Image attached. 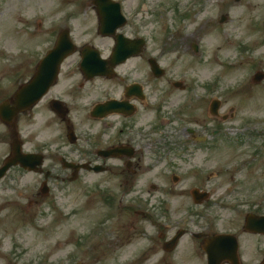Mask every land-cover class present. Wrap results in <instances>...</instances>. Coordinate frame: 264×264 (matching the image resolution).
<instances>
[{
	"label": "rangeland",
	"instance_id": "1",
	"mask_svg": "<svg viewBox=\"0 0 264 264\" xmlns=\"http://www.w3.org/2000/svg\"><path fill=\"white\" fill-rule=\"evenodd\" d=\"M82 1L84 0H0V88L14 85L15 78L22 71L30 73L27 67L28 58L18 61L13 59L18 58L23 51H45L49 40L56 36L64 24L61 15L70 12L76 14L77 18L73 25L78 29L76 33L80 39L98 34V17L94 15L93 7L85 11L80 4ZM188 1L125 0V9L130 18L125 29L126 34L132 37L144 36L148 41L149 54H158L159 50H166L165 54L173 53V58H176L174 77L191 79L188 85L193 82L192 87L199 90L201 84L210 83L215 78H218L214 81L219 85L237 86L257 70H264V0H200L194 15L181 16L180 14L187 12ZM224 14H228L229 19L221 23ZM39 21H42L43 27L39 26ZM111 39H104V44L110 45L113 42ZM172 40H178L176 52L174 51L176 44ZM184 40H188L189 44L184 43ZM193 40H199L204 54L199 56L194 54L190 48ZM164 46L166 49H163ZM141 55L144 58L145 52ZM141 60V57L134 58L129 68L136 67V73L145 75L148 69L147 62L146 59ZM228 61L236 64L226 68L229 66ZM218 68L221 69L222 76L217 77ZM248 74L250 75L247 76ZM73 78H62L61 82L66 83V86L63 88L58 84L53 94H64L78 77ZM106 88L120 92L116 84L96 80L87 90L81 92L80 104L82 105L90 96L100 95ZM165 88L160 80L157 85L151 81L148 87L152 97H158V101L175 107L179 100L183 99L185 92L169 88L165 97L163 93ZM238 92L230 97L222 110H230L231 106H235L237 113L233 121L236 124H242L250 117L263 118L264 81L261 84L250 83L246 89ZM202 105L204 107L200 114L204 118L206 107ZM37 106L34 111L32 110L30 117L27 115L28 118L25 119L24 116L19 121V127L23 133L25 132L27 148L40 147V144L36 143L38 138L50 140L52 144L50 147H54L55 138L66 133L67 127L44 103ZM75 110L77 112V109H74L71 113L75 114ZM139 110L140 114L138 112L137 116L143 127L155 122L153 111L150 109L144 111L142 106ZM190 114L198 122L201 121L197 113L192 114L190 111ZM231 119L230 117L224 122L228 123L232 121ZM7 136V127L0 122V138L5 139ZM239 141V136L232 134L231 138L222 141L218 150L208 158H205L201 149L193 154L188 151L184 153L186 149L182 153L177 150L176 159H162L161 156L160 170L148 167L156 162L153 159L152 163L151 159L146 161L143 169L142 163H139L138 184L140 182L141 185L147 184L150 189V183H166L167 171L174 165L175 168L184 170L189 166L212 167L217 161L222 162L225 168L218 176L208 180L213 198L204 204V208L198 207L197 212L202 216V211L214 212L212 216L216 213L217 217L214 216L216 220L208 221L209 224L215 223L219 226L222 221L223 227L236 228L241 232L245 222L243 213L251 211L253 203L261 202L257 199L264 196V151L260 156H256ZM195 146L191 145L189 149ZM4 149V144H0V156ZM128 154L130 157H127L126 162L130 165L133 161L132 152L129 151ZM127 175L130 174L125 172L110 174L107 169H102L98 173H91L82 182L60 183L59 180H54L49 185L52 194L41 195L37 193L43 181L41 174L12 171L8 178L9 182L17 181L21 186L15 190L6 184V180L0 184V264H80L79 256L81 264H119L124 263L142 248L147 250L142 264H171L170 255L164 252L162 247L158 248L157 231L151 220L140 213H135L141 208L136 205L121 208L115 204L109 206L104 202L108 201L105 199L108 195L114 197L117 191L122 189L118 178ZM199 176L200 178L182 179L177 187H189L191 181L200 183L202 174L199 173ZM147 185L141 192L135 189L132 195L146 193ZM62 188L65 189L61 192ZM261 188L263 189L260 190ZM188 196H190L188 191L171 195L168 203L162 204L161 212L165 209L162 215H167L169 219L181 217L185 211L195 206ZM220 198H225V202L233 205L223 207L220 205L219 209L216 200ZM56 200L65 205L70 212L69 216L59 218L57 211L51 210V203ZM155 206L158 210V205ZM257 208L264 209V204L261 203ZM108 213L110 223L105 222V229L110 235L107 240L101 245H96L94 250L87 254L74 250L76 243L77 247L80 244L79 236L82 245L85 234L92 226L105 221ZM159 213L160 211L154 214ZM35 217L37 223L36 220L33 223L28 220ZM161 221H164V218ZM203 221L207 222L197 216L194 224L200 223V226ZM240 240L248 257H258L257 250L264 244L263 238L244 233L240 234ZM178 250L177 259L180 264H202L196 258L194 243L186 242L184 239Z\"/></svg>",
	"mask_w": 264,
	"mask_h": 264
},
{
	"label": "flooded vegetation",
	"instance_id": "2",
	"mask_svg": "<svg viewBox=\"0 0 264 264\" xmlns=\"http://www.w3.org/2000/svg\"><path fill=\"white\" fill-rule=\"evenodd\" d=\"M104 42V40H101ZM80 53H78L77 58H80ZM153 76V75H152ZM71 77V75H70ZM125 75L118 76L116 75L113 79L108 78H98L100 81L105 82H111L116 79L120 80L119 83H115L118 88L122 86V91L117 94L116 91L106 88L102 90V93L100 95L96 96H90L86 99V101L81 105L82 99H80L81 92L87 90L89 88V85L96 81L93 80L91 82H87V84H80L78 87L74 83H71L70 86L66 89L64 94H53L48 93L45 95L42 99L41 104L50 105V101L53 98H60L65 101L67 106L69 107L70 114L72 110L77 109V112L75 110L74 116H70L71 119H73V127L75 131V135L73 137V141L70 142L68 138H66L65 134H59L55 138V143L53 144L55 146L54 151L51 152L50 149H46L45 155H44V169L43 172H47L50 174H53L55 172H61L63 174L62 178L63 181L71 182V178L73 177L74 173H78V180L81 178H88L91 174L89 165H104L107 168V171H109L110 174L117 173V172H125L129 173L130 175H127L124 178H118L120 186L122 188H125L124 194H129L131 197L135 196L136 194L132 195V192L137 189L138 192H141L144 190L145 185H141L142 182H139V163H142L141 169H143L144 163L146 162V158H149L151 156H154L156 154L155 148L159 146V140H155L153 137L155 135V129L153 124H150L148 127V132L145 133V129L143 125L139 121V117L137 116L139 109H138V103L143 106V101L140 99L138 95H132L130 98H126L125 95ZM84 80V78H83ZM161 80L160 78L146 76L145 79H142L143 82L147 83L148 81H153L155 85L158 84V81ZM133 82V81H132ZM11 89V88H10ZM8 88H4L2 90V94L0 95V98L6 99L10 97L11 91ZM117 96V97H111V96ZM166 97V96H165ZM110 98H117L118 100H125L130 101L133 104L137 106L136 112L132 114L131 116L125 114H116L112 115L115 116L114 118H94L90 115V109L94 104H96L99 101L108 100ZM157 97V101H158ZM155 102V104L157 103ZM84 104H88L87 107H84ZM32 113H23L20 116V120L23 116H25V119L31 116ZM28 115V117H27ZM54 116L57 119H60L55 113ZM110 120V121H109ZM63 122V121H62ZM64 123V122H63ZM204 130L202 136V148L201 151H203V155L205 158H208L210 155L215 153L218 150L219 143L218 142H210L209 141V130L206 124L203 125ZM153 130V132H150ZM186 140H180L177 142L179 145H189L190 142L194 141V137L192 136H186ZM11 141H12V134L9 133L5 139L0 138V144H4L5 151L7 152L2 156L4 157L8 153V148L11 147ZM133 145L136 147V151L134 153L132 164H127V153H123L121 155H111L103 152L101 149H108L111 147H122V146H128ZM198 149H186V152L188 153H195ZM63 157L68 158V160H71L74 163V167H68L66 162H64ZM119 159V162H116V160ZM135 159V160H134ZM116 162V163H115ZM215 165V164H214ZM88 168H85V167ZM149 168H152L148 165ZM154 168V166H153ZM156 168H159L156 167ZM207 169V166H206ZM159 170V169H157ZM220 171V168L219 170ZM53 176V175H51ZM88 176V177H87ZM118 177V176H117ZM209 176H205L204 185L202 183H196V186L199 187L201 190H206L205 184L208 183ZM76 182V181H73ZM148 195H151V198H145L147 201H152L153 203L161 204L163 202L169 201L171 195H176V193L173 190L172 186H169L168 182L166 186H160L159 184L152 183L149 186L147 185ZM152 192H154L152 194ZM212 193V192H211ZM191 199L193 201V197L191 194ZM126 197H122L120 202L123 203ZM134 200V198H132ZM259 213L264 214L263 210H257ZM190 226L195 227L196 229H191L190 231L187 228H184L186 231L184 235L180 238L181 240L185 237H187V242H192L195 244V248L197 251L196 258L202 262V264H208L207 261V255L206 251L204 250L203 246L206 244L209 239L214 238V235L218 231H228L230 229H227L223 227L219 230L216 228V224H208L207 222H203V225L201 227H197V225L194 224V221L191 219L188 221ZM163 229H159V236L162 237L158 241V247L160 248L161 245H164L165 242L172 237V233H170V236L167 237V231L171 230V224L165 223ZM174 231V229H173ZM196 232L205 233L201 237L195 236ZM253 236H259L264 238V234H253ZM80 238H78V241ZM163 240V242H162ZM211 243V242H210ZM264 244L259 246V250L263 252ZM244 255V254H243ZM242 257V256H241ZM244 257V260H243ZM241 263L239 264H257L258 259L257 257H245L243 256ZM252 260V261H251ZM171 264H174L173 262ZM224 264V263H223ZM229 264V263H225Z\"/></svg>",
	"mask_w": 264,
	"mask_h": 264
},
{
	"label": "water",
	"instance_id": "3",
	"mask_svg": "<svg viewBox=\"0 0 264 264\" xmlns=\"http://www.w3.org/2000/svg\"><path fill=\"white\" fill-rule=\"evenodd\" d=\"M34 84H36V83H34ZM17 150H20V149L18 148ZM17 150H16V151H17ZM16 155H17V153H16Z\"/></svg>",
	"mask_w": 264,
	"mask_h": 264
}]
</instances>
